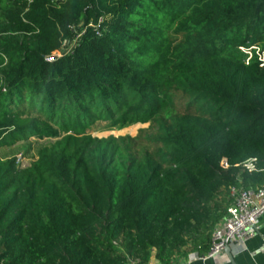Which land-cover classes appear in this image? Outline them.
Wrapping results in <instances>:
<instances>
[{
	"label": "trees",
	"instance_id": "1",
	"mask_svg": "<svg viewBox=\"0 0 264 264\" xmlns=\"http://www.w3.org/2000/svg\"><path fill=\"white\" fill-rule=\"evenodd\" d=\"M259 58L264 0H0V146L54 138L0 158V264L204 253L229 187L264 183Z\"/></svg>",
	"mask_w": 264,
	"mask_h": 264
},
{
	"label": "built area",
	"instance_id": "2",
	"mask_svg": "<svg viewBox=\"0 0 264 264\" xmlns=\"http://www.w3.org/2000/svg\"><path fill=\"white\" fill-rule=\"evenodd\" d=\"M240 49L244 51L243 48ZM247 53L249 54V51ZM259 59L262 61L260 65L264 64V58ZM19 158L17 157L16 162ZM255 163V158H250L242 162L241 166L248 171H253L256 170ZM221 166H227L225 159H222ZM229 195L233 201L223 217V226L216 224L213 227L208 249L204 253L194 255V258L205 260L228 246L243 247L246 241L254 236L257 220L264 215V183L254 188L231 186L229 187Z\"/></svg>",
	"mask_w": 264,
	"mask_h": 264
},
{
	"label": "crops",
	"instance_id": "3",
	"mask_svg": "<svg viewBox=\"0 0 264 264\" xmlns=\"http://www.w3.org/2000/svg\"><path fill=\"white\" fill-rule=\"evenodd\" d=\"M223 226V218L217 222ZM255 234L246 241L243 247L228 246L227 251H221L205 260L194 258L195 253H178L173 255L168 264H264V215L258 218L254 227ZM128 264H136L130 261ZM147 264H163L155 257L151 250Z\"/></svg>",
	"mask_w": 264,
	"mask_h": 264
},
{
	"label": "rangeland",
	"instance_id": "4",
	"mask_svg": "<svg viewBox=\"0 0 264 264\" xmlns=\"http://www.w3.org/2000/svg\"><path fill=\"white\" fill-rule=\"evenodd\" d=\"M248 51V50H247ZM247 51H242L243 53L246 52V59L250 57ZM145 125L140 123H129L126 126L118 127L110 125L106 120L98 119L94 120L85 125L84 131L87 134H90L95 137H106L109 135L113 136H122V135H131L133 136L138 128H141ZM54 138H41L38 139L37 137H30L26 141L19 139L16 142L10 145H1L0 146V158L8 159L14 157H20L18 159V166H27L31 161L36 158V149L48 142H52ZM190 253V251H180L181 253L185 254Z\"/></svg>",
	"mask_w": 264,
	"mask_h": 264
},
{
	"label": "water",
	"instance_id": "5",
	"mask_svg": "<svg viewBox=\"0 0 264 264\" xmlns=\"http://www.w3.org/2000/svg\"><path fill=\"white\" fill-rule=\"evenodd\" d=\"M228 250V247H226L225 249H224V251H227Z\"/></svg>",
	"mask_w": 264,
	"mask_h": 264
}]
</instances>
